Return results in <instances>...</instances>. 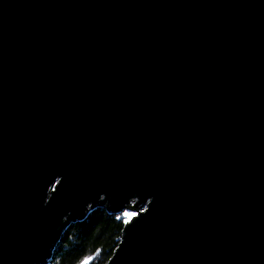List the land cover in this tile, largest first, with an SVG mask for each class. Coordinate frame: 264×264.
<instances>
[{"label": "water", "instance_id": "95a60500", "mask_svg": "<svg viewBox=\"0 0 264 264\" xmlns=\"http://www.w3.org/2000/svg\"><path fill=\"white\" fill-rule=\"evenodd\" d=\"M98 207L106 264H264V0H0V264Z\"/></svg>", "mask_w": 264, "mask_h": 264}, {"label": "trees", "instance_id": "16d2710c", "mask_svg": "<svg viewBox=\"0 0 264 264\" xmlns=\"http://www.w3.org/2000/svg\"><path fill=\"white\" fill-rule=\"evenodd\" d=\"M121 214L109 213L105 208H94L85 219L72 223L55 246L51 264H106L121 239L124 226Z\"/></svg>", "mask_w": 264, "mask_h": 264}, {"label": "snow or ice", "instance_id": "6c2138e0", "mask_svg": "<svg viewBox=\"0 0 264 264\" xmlns=\"http://www.w3.org/2000/svg\"><path fill=\"white\" fill-rule=\"evenodd\" d=\"M141 211H143V209H141ZM138 214L136 213V212H134V211H127V210H125V211H123L122 213H121V215L120 216H118L117 217V219L118 220H120L121 218H123V223L124 224H128L134 217H136ZM90 259V257H86V258H84V260H82L81 262H80V264H87V261Z\"/></svg>", "mask_w": 264, "mask_h": 264}]
</instances>
